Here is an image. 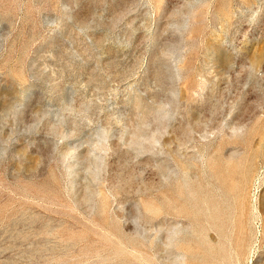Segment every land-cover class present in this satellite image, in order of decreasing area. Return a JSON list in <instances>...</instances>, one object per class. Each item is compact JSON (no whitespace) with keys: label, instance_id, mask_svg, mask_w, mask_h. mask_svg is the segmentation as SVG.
Masks as SVG:
<instances>
[{"label":"rangeland","instance_id":"1","mask_svg":"<svg viewBox=\"0 0 264 264\" xmlns=\"http://www.w3.org/2000/svg\"><path fill=\"white\" fill-rule=\"evenodd\" d=\"M0 264H264V0H0Z\"/></svg>","mask_w":264,"mask_h":264}]
</instances>
